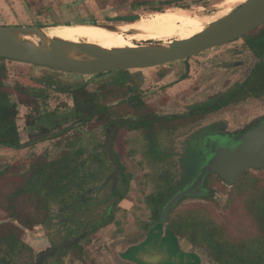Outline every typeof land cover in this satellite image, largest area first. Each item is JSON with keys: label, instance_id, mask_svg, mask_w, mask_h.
Wrapping results in <instances>:
<instances>
[{"label": "rangeland", "instance_id": "obj_1", "mask_svg": "<svg viewBox=\"0 0 264 264\" xmlns=\"http://www.w3.org/2000/svg\"><path fill=\"white\" fill-rule=\"evenodd\" d=\"M133 1L0 0V26L58 27L69 25L81 26L84 24L129 25L145 31L144 36H135L132 38L137 45H141L147 42L172 39L200 26L212 23L229 14L247 0H147L152 3L142 6L139 10L132 11L130 4ZM173 1L178 2V4L181 3L190 9L176 7L172 3ZM153 6L161 7L163 11L156 12ZM126 15H138L139 18L132 22H123L117 19L119 16ZM93 20L95 22H92ZM77 37L92 44L107 47L104 36L88 38L77 35ZM216 52L223 58L229 54L230 50L227 47H222ZM215 54V52H212L198 58H193L189 62V68L180 64L171 65L167 69L131 70V79L128 82L132 86H139L149 91L154 90L163 82L176 80L172 83L173 87L170 91L172 95L185 91L195 95V101H200L208 95H217L226 90H230L238 83L237 80L243 76L240 70L226 71L223 68V64H220L222 59L218 55L216 57L217 59L215 57L211 59ZM5 65L8 73L5 82L14 101H18L17 96L19 94L17 95L16 91L17 85L23 86L26 90H44L43 96L37 99L39 110L33 109L35 108L34 105L30 108L24 105L19 106L17 123L23 143L31 140V133L34 135V138L45 133V130L40 127L41 123L34 120L38 116L53 114L48 118L50 122L55 121V119L58 120L59 118L62 120V117L66 116L69 119L63 121L58 128L51 129L50 134H59L56 137L50 136L43 141L35 142L33 145L26 146L20 150L11 149L0 144V200H4L17 186L21 185L24 174H28L32 164L38 161H55L65 155L75 157L77 151H80L78 160H76L82 165L81 173L88 172L89 170L90 173L94 172L96 178L92 185H102L112 171V168L106 159H102V163H100V161L95 159V156L97 154H104L101 146L106 137L107 122L110 119L116 118L131 117L130 119H135L134 110L130 109L124 100L118 102L120 99L128 97L130 93L127 91V85H122L123 77L127 72L117 71L104 73L91 79L90 76L76 75L12 60H6ZM180 68L182 69L179 70ZM185 72H188L189 75L184 80L182 75ZM79 85L86 86L87 91L90 93H96V96H99L98 104L109 105V112L104 115H98L97 118H94L87 124H83L77 120V117H73L75 101L72 92ZM157 108L159 109V106ZM262 114H264V99L257 100L250 98L238 104L227 106L218 113L210 115L204 121V124L226 122L229 125L228 128L235 130ZM29 121L31 122L30 124ZM68 127V130L60 134L59 131H63ZM131 128L135 129V133H137L131 139L138 145L139 142L141 143V137L139 136L141 133V125H136ZM120 132L121 134L117 139V145L120 146V150L123 153V135L127 134L125 126L121 128ZM158 140L161 144L164 143L163 136H158ZM180 142L174 141L171 143L172 145L176 144L171 148L173 154L176 155L172 163L174 167H178V156L184 153L181 147L182 143ZM83 163L85 164L84 167ZM124 164L129 170L131 164L129 162H124ZM132 165L136 182H133L130 192H132V198L138 202L151 189L142 186L144 183L141 181V179L143 180L141 176L145 170L144 164L141 163L140 165L139 161H134ZM176 171L179 172V170ZM248 176L263 177L264 170H250L248 171ZM210 183L215 192L212 194V198L215 199L214 203L211 199L189 198L175 210V216L180 212L198 207H203L210 211L213 204L215 208L219 209L223 217L227 218L226 220H229L235 225L242 224L248 226L249 220L247 217L243 215L241 219L236 218L241 216L238 214V211H234L231 214L232 216L225 211L233 187L223 184L217 176L216 178L211 177ZM262 183L264 184V181ZM263 184L262 186H264ZM89 186L91 185L85 184L84 188L87 189ZM71 192V196L66 198V203L79 196L77 189H73ZM108 194L109 188H106L101 193H91L89 194L90 203L103 200ZM53 205L54 207H51V211L53 214H56L60 204L54 202ZM26 209L29 215H35L36 211L34 206L28 205ZM105 210L106 208L104 207H90L83 211V214H78L74 218L82 219L86 225H89L94 221L100 220L101 214ZM119 213L122 212L119 211ZM132 214L139 216L138 218H145L143 209L137 210ZM66 215L64 214V216ZM118 218L120 226L106 227L98 230L88 241L83 242L84 247L89 246L90 248L89 259H91V256L94 257L97 261H95L96 264H122L117 258L129 261L125 256L126 251L122 252V248H118V253L115 255L114 246L122 242L124 243L125 240L120 239L118 235L133 226V217L130 215H119ZM5 222H11L9 213L0 208V223ZM52 223L54 225L49 227L39 225L35 228L26 229L15 222V225L21 229L19 230L20 233L18 232V238L27 247H19L17 249L14 264H35L37 252L47 249L51 243L60 242L65 229L57 225L58 222L55 220ZM159 224L161 226L165 223L161 221ZM112 240H115V242L112 243ZM107 244H109V247ZM104 246L105 248H103ZM181 248L183 250L198 252L202 258V264H216L209 261L207 255L202 250L188 245L181 246ZM67 259L65 260V264H80L73 260H68V262Z\"/></svg>", "mask_w": 264, "mask_h": 264}, {"label": "flooded vegetation", "instance_id": "obj_2", "mask_svg": "<svg viewBox=\"0 0 264 264\" xmlns=\"http://www.w3.org/2000/svg\"><path fill=\"white\" fill-rule=\"evenodd\" d=\"M149 43L152 42L145 44ZM222 47H227L230 50L229 54L223 58L216 52ZM212 52L216 54L211 59L213 57L217 59L216 57L218 55L222 59L220 64H223V68L226 71L240 70L243 76L237 80L238 83L230 90H226L217 95H208L200 101H195V95L185 91L172 95L170 93L173 87L172 83L176 80L163 82L161 79L163 83L159 84L154 90L149 91L139 86H132L128 82L131 79V70L127 71V75L125 74L123 77L122 85H127V91L130 93L128 97L120 99L118 102L124 100L125 104L134 110L135 119H130L131 117L116 118L106 128L107 136V131L114 122L118 120H128L131 122L121 124L118 127L113 143V153L120 165V173L118 174L117 180L114 182L110 179L111 174L115 170V166L104 146L105 137L104 143L101 146L104 154H97L95 156V159L100 161V163H102V159H106L111 165L112 171L104 183L102 185H92L96 178L94 172H91V174L95 175L91 176L88 182H84V173L80 171L79 178L76 181L77 186L73 187V189L78 190L79 196L66 204H60L56 214H53L51 211V207H54V203H52L49 205V215L51 218L46 220L45 224L40 223L34 226V228L39 225L49 227L54 225L52 222L55 220L58 222L57 225L65 229L60 242L51 243L47 249L58 247L65 241H70L84 235L78 245L68 247L64 252H59L47 258L44 264H65L67 258V261L73 260L80 264H96L97 261L94 257L91 256V259H89L90 248L89 246L84 247L83 242L88 241L98 230L106 227L120 226L119 215H130L133 217V226L124 232H122L120 227L122 233L118 236L125 241L114 246L115 255L120 248H122V252H125L129 247L139 244L153 229L160 225L162 211L170 199L193 182L199 169L206 162L207 147L208 144H211L209 139L239 135L264 122V114H262L235 130L228 128L229 125L226 122L204 124V121L210 115L218 113L227 106L238 104L250 98L257 100L264 99V24L241 37L206 50L196 56L150 69H167L171 65L180 64L189 68V62L193 58H198ZM234 57L239 59H232ZM188 75V72L182 75L184 80L188 78ZM98 97L96 96L97 103ZM158 106L159 109L157 108ZM107 107L108 110L104 114L109 112V105ZM136 125H141V133L140 135L138 134L141 137V143L139 142L138 145L131 139L132 136H136L137 134L135 133V129L131 127ZM123 126H125L127 134L123 135L122 153L120 146L117 145V139L121 134L120 131ZM158 136H163L164 143L161 144L159 142ZM174 141H181V147L184 150V153L178 156V167H174L172 164L176 157L173 154V150H171L172 146L176 145L171 144ZM77 153L76 159L78 160L80 151H77ZM134 161H139L140 165L141 163L144 164L145 170L141 176L143 178L141 181L144 183L142 186L151 189L138 202L132 198V192H130L133 182H136L134 179L135 176L133 175L134 172L132 171V163ZM124 162L131 164L129 170L126 168ZM176 170H179V172ZM250 170L259 171L264 169H249L248 171ZM212 175L215 174H208L205 177L204 182L197 190L198 195H189L183 198L171 209L167 216L166 225L170 232L178 238L182 247L185 246L183 245L185 243L170 228V214L175 212L189 198L209 200L212 194L215 193L210 183ZM85 184L91 186L85 189ZM106 188H109L108 196L103 198V200H98V202L90 203L89 194L94 192L101 193ZM90 207L106 208L105 212H102L100 220L86 225L84 220L74 218L78 214H83V211ZM141 209L145 212V218H138L139 216L132 214ZM119 211L122 213H119ZM64 214L67 215L64 216ZM111 242L113 243L115 240ZM42 251L36 253L35 264H37L38 256ZM117 259L122 264H136L132 261Z\"/></svg>", "mask_w": 264, "mask_h": 264}, {"label": "water", "instance_id": "obj_3", "mask_svg": "<svg viewBox=\"0 0 264 264\" xmlns=\"http://www.w3.org/2000/svg\"><path fill=\"white\" fill-rule=\"evenodd\" d=\"M190 9V8H187ZM157 12V11H156ZM264 24V0H248L229 14L208 24L199 34L188 39L152 42L134 48L108 49L87 42H72L49 36L44 26H0V57L49 69L94 77L104 73L143 70L159 67L196 56L206 50L241 37ZM119 31L121 25H101ZM148 121V120H147ZM131 123L114 122L107 131L105 148L115 166L110 179L116 182L120 165L113 153L118 127ZM206 162L193 182L176 193L164 206L161 221L137 245L129 247L126 259L136 264H202L196 251H183L180 242L168 229L166 220L171 209L189 195H198V188L208 174H215L228 186L249 169H264V122L231 137L209 139ZM65 241L58 247L40 253L37 264L76 246L82 238Z\"/></svg>", "mask_w": 264, "mask_h": 264}, {"label": "trees", "instance_id": "obj_4", "mask_svg": "<svg viewBox=\"0 0 264 264\" xmlns=\"http://www.w3.org/2000/svg\"><path fill=\"white\" fill-rule=\"evenodd\" d=\"M151 3L147 0H134L130 4V8L135 11ZM172 3L176 7L187 8V6L175 1ZM153 9L157 12L163 11L161 7L153 6ZM138 18V15L117 17L118 20L125 22H132ZM6 60L8 59L0 57V144L20 150L50 136L59 135L57 133L50 134V131L58 128L63 121L68 120V116L62 117V120L59 118L50 122L48 118L53 114H46L34 119L41 123L40 127L45 130V133L37 136V138H34L31 133V140L23 143L17 123L19 106L24 105L30 108L34 105L35 108L33 109L39 110L37 99L43 96L44 90H26L23 86L17 85L18 101H14L5 82L8 74L5 65ZM98 76L91 77V79ZM72 95L75 101L73 117H77V120L83 124H87L100 114L104 115L108 110L107 106L97 103V94L88 92L84 85L74 88ZM113 120H108V125ZM68 129L69 127L59 132L61 134ZM81 167L82 165L76 160V156L65 155L55 161H38L32 164L28 174H24L21 185L17 186L4 200H0V208L9 213L11 220V222L0 223V264H14L17 249L27 247L18 238L21 229L15 225V222L26 229L33 228L40 223L45 224L46 220L51 218L49 205L54 202L66 204V198L71 196L73 187L77 186L76 181L79 178ZM89 171L83 175L84 182H88L90 177L95 175ZM212 177L216 178L214 175ZM263 181L264 176H248V171H246L232 185L233 188L225 211L229 215L238 211L241 216L236 218L241 219L244 215L249 220L248 226L235 225L226 220L227 218H224L219 209L212 204L210 211L198 207L180 212L176 216H174V212L171 213L169 217L171 230L180 237L185 245L202 250L212 263L264 264ZM212 197L210 199L214 203L215 199ZM28 205L34 206L35 215L28 214L26 209Z\"/></svg>", "mask_w": 264, "mask_h": 264}, {"label": "bare ground", "instance_id": "obj_5", "mask_svg": "<svg viewBox=\"0 0 264 264\" xmlns=\"http://www.w3.org/2000/svg\"><path fill=\"white\" fill-rule=\"evenodd\" d=\"M207 25L200 26L183 35L177 36L172 39L163 40L161 42H169L175 39L183 40V39L191 38L196 34L201 33L206 28ZM47 33L49 34V36L53 38H61L72 42H87V43L90 42L78 38L77 35L80 37H88V38H98L104 36L106 38L107 47L104 46L101 47L113 49V48L136 47L137 44L135 40L132 38L135 36L136 37L144 36L145 31L141 28L127 25V26L119 27V31L115 32V31L107 30L103 28L101 25L84 24L81 26L69 25V26L51 27L47 30Z\"/></svg>", "mask_w": 264, "mask_h": 264}, {"label": "crops", "instance_id": "obj_6", "mask_svg": "<svg viewBox=\"0 0 264 264\" xmlns=\"http://www.w3.org/2000/svg\"><path fill=\"white\" fill-rule=\"evenodd\" d=\"M180 245H181V243H180ZM182 250H183V249H182ZM183 251H186V252H187L188 250H183Z\"/></svg>", "mask_w": 264, "mask_h": 264}]
</instances>
